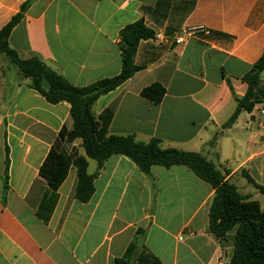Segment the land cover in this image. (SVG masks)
Instances as JSON below:
<instances>
[{"label": "crops", "instance_id": "0c3cea01", "mask_svg": "<svg viewBox=\"0 0 264 264\" xmlns=\"http://www.w3.org/2000/svg\"><path fill=\"white\" fill-rule=\"evenodd\" d=\"M26 1L0 0V30ZM137 22L154 36L137 45L142 69L93 104L99 129L199 153L264 211V195L243 175L264 186V102L229 123L247 91L242 79L264 51V0H34L8 44L19 59L37 57L86 87L120 73V32ZM198 27L208 33L175 45L177 34ZM154 84L165 91L158 104L141 96ZM72 125L68 103H48L0 55V264H115L131 243L161 264L228 262L234 230L221 242L208 233L214 189L184 166L146 174L125 156L101 167L88 160L91 198L76 201L71 167L44 209L50 191L39 170ZM58 149L84 156L79 140Z\"/></svg>", "mask_w": 264, "mask_h": 264}, {"label": "trees", "instance_id": "16d2710c", "mask_svg": "<svg viewBox=\"0 0 264 264\" xmlns=\"http://www.w3.org/2000/svg\"><path fill=\"white\" fill-rule=\"evenodd\" d=\"M34 0H27L20 11L0 30V55L5 56L16 66L23 78L30 81L36 90L50 104L66 102L70 105L72 128L63 129L55 145L50 149L39 174L49 188L48 199L44 209L53 206L57 190L66 179L71 167L76 169L77 184L74 197L80 203H86L94 193L93 179L95 174L87 172L88 160L95 161L98 167L112 156L129 158L144 173L148 174L152 166L170 168L184 166L214 189L208 213V233L218 242L225 239L228 232L234 230L233 255L226 264H264V211L256 202L242 196L236 187L226 181L213 163L203 155L177 149H163L158 139L147 143L138 142L132 136H105L99 129L98 121L92 113V106L101 96L115 90L131 78L141 67L134 65V55L141 40L153 38V33L143 22L126 26L120 32L119 47L121 51V71L117 76L94 82L86 87H74L60 75L47 67L39 58L21 60L8 44V37L14 26L20 21L23 13ZM264 51L243 77L247 84L245 95L236 98V111L229 120L232 123L242 111H251L256 104L264 102ZM47 85L45 89L43 84ZM164 89L159 84L145 88L141 96L155 104L161 102ZM81 141L84 156L76 152L65 153L58 149L62 142ZM7 164V163H6ZM247 181L264 195V186H258L247 174ZM115 264H161L146 251L138 249L131 243L123 258Z\"/></svg>", "mask_w": 264, "mask_h": 264}, {"label": "built area", "instance_id": "2783aa9c", "mask_svg": "<svg viewBox=\"0 0 264 264\" xmlns=\"http://www.w3.org/2000/svg\"><path fill=\"white\" fill-rule=\"evenodd\" d=\"M198 32H203L205 34L208 33V31L204 30L201 27L198 28H187L184 29L181 33L177 34L174 39L173 42L175 43V45L177 46H184L186 45L190 39H192ZM162 35L161 34H156L155 35V40L157 41H161L162 40ZM264 149V148H263Z\"/></svg>", "mask_w": 264, "mask_h": 264}, {"label": "water", "instance_id": "95a60500", "mask_svg": "<svg viewBox=\"0 0 264 264\" xmlns=\"http://www.w3.org/2000/svg\"><path fill=\"white\" fill-rule=\"evenodd\" d=\"M233 249L230 251V254H229V258H231L232 257V255H233Z\"/></svg>", "mask_w": 264, "mask_h": 264}, {"label": "rangeland", "instance_id": "374dc122", "mask_svg": "<svg viewBox=\"0 0 264 264\" xmlns=\"http://www.w3.org/2000/svg\"><path fill=\"white\" fill-rule=\"evenodd\" d=\"M80 141V140H79ZM81 142V141H80Z\"/></svg>", "mask_w": 264, "mask_h": 264}]
</instances>
